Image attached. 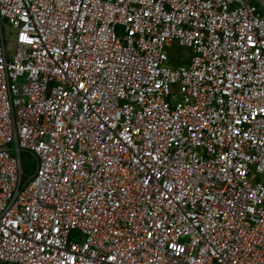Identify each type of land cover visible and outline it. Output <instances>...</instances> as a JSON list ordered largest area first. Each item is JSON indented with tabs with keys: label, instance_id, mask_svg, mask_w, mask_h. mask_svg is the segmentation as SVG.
I'll use <instances>...</instances> for the list:
<instances>
[{
	"label": "built area",
	"instance_id": "2783aa9c",
	"mask_svg": "<svg viewBox=\"0 0 264 264\" xmlns=\"http://www.w3.org/2000/svg\"><path fill=\"white\" fill-rule=\"evenodd\" d=\"M0 264H264V0H0Z\"/></svg>",
	"mask_w": 264,
	"mask_h": 264
},
{
	"label": "rangeland",
	"instance_id": "374dc122",
	"mask_svg": "<svg viewBox=\"0 0 264 264\" xmlns=\"http://www.w3.org/2000/svg\"><path fill=\"white\" fill-rule=\"evenodd\" d=\"M180 51H182V49ZM186 51H187V54H189V51L188 50ZM23 161H24L23 163H24L26 174L27 175L33 174L35 170V165H36L34 158L27 153H23Z\"/></svg>",
	"mask_w": 264,
	"mask_h": 264
},
{
	"label": "trees",
	"instance_id": "16d2710c",
	"mask_svg": "<svg viewBox=\"0 0 264 264\" xmlns=\"http://www.w3.org/2000/svg\"><path fill=\"white\" fill-rule=\"evenodd\" d=\"M178 63L188 64V61H186V60H182V61H179ZM22 160H23V153H22ZM23 162H24V161H23ZM24 173L26 174L25 167H24Z\"/></svg>",
	"mask_w": 264,
	"mask_h": 264
}]
</instances>
